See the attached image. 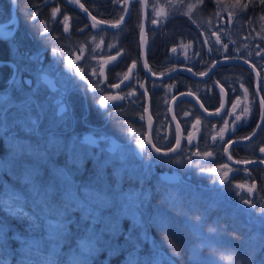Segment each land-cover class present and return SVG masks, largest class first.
<instances>
[{
    "label": "rangeland",
    "instance_id": "1",
    "mask_svg": "<svg viewBox=\"0 0 264 264\" xmlns=\"http://www.w3.org/2000/svg\"><path fill=\"white\" fill-rule=\"evenodd\" d=\"M212 1L215 3L213 9L203 13L201 9L204 0H149V12L154 13L159 10L161 15H165L167 9L166 12L171 14L170 17H173L172 14L186 17L200 30L205 31L207 36L217 35L228 43L235 42L237 45L233 47L234 51L243 56H249L248 52L252 48L253 40H257L264 47V8L259 11L261 12L260 17L255 19L251 16L245 17L244 12L228 0ZM165 2L170 3L169 7L164 6ZM154 23L158 28V23L156 21ZM4 27L0 28V34L3 36L11 32L10 29ZM24 35L26 47L20 46L19 48L14 43L15 50L13 52L16 60L22 64H26V48L35 41L32 31ZM44 47L47 48V53L52 49L50 43ZM174 47L176 48V45ZM177 49L181 54L180 60L188 62V59H191L190 56L193 54L191 44H184ZM8 67L10 68L7 70L13 72L12 78L15 80L14 66L10 63ZM42 74L44 75L39 79H43V81L38 82V79L37 85L48 82L44 79L55 73L51 69H44ZM60 85L63 86L62 83ZM72 86L74 83L69 84V87ZM5 91L6 93H0V124L4 125V128L10 126L8 129L13 125L14 128L25 129L22 132L24 139L17 136L15 138L11 136L9 140L5 139L10 150L4 161L9 177L0 176V182L3 185L0 190V227L5 233L4 240L0 243V258L5 259L6 264H21L26 253L33 264H45L49 260H54L55 264H68V260L77 249L80 240L86 236H80L75 248L63 255L59 252L60 248L53 250L47 243L39 250L33 248L29 251L25 241L30 238L40 239L46 235L44 219L48 214L44 211V207L38 203L39 198L30 193L32 191L29 192V198L22 196L12 189L8 179L13 181L12 178H15V174L24 173L25 168L31 164H37L39 167L37 179L39 182L45 180V186L52 176L53 168H57L64 169L71 176L72 181L81 188L92 184L98 177H102L110 186H119L123 191L143 189V193L149 195L150 201L143 214L129 209L127 213L121 211L117 215L116 208H110L104 212L103 215L110 219L106 225L98 224L96 226L97 233H100L102 228H106V230L95 242L90 259L99 250L116 244L118 238L121 237L119 246L113 251L112 256L120 254V252L127 253V258L122 264H134V262L135 264H264L262 261L264 258L253 261L259 253L258 247L253 244L252 237L246 238L251 231L246 230L248 228L245 227V231H243V226H245L243 223L246 218H249V212L239 210L229 202L231 193H227L224 189L205 192L206 189L201 186V183L198 184L192 180L194 185L201 188L196 186L199 189H193L183 184L176 186V183L166 187L156 185L155 188H150L149 185L144 184V181H147V175L151 176L150 172L146 174V162L136 160L130 147L118 148L112 155L107 154L104 150L90 152L89 158L78 159L77 154L82 157L89 156V154H82L79 147L72 146L69 141H66L68 142L66 145L65 140L56 135L64 120L54 116L57 113L62 115L61 110L56 112L57 107H44L40 102H38L40 106H37V98L31 94V89L27 90L13 85L9 89L6 87ZM44 92L48 94L46 89L39 90L40 97H43ZM54 110L56 111L54 112ZM33 119L38 122L37 126L42 135H36L30 131L32 128L30 121ZM143 123L145 124V120ZM13 130L11 132L15 135ZM52 133L55 134L63 149L60 151L53 149L47 163H39L28 157L20 159L16 156L14 146L17 143L28 142L33 145H42L43 141ZM2 134L3 132L0 130V137ZM69 145L72 146L71 153L68 151ZM85 163L88 166H85ZM82 164H84L83 168ZM164 166H159L158 169L154 167L153 174L156 178L164 174L176 175V160L170 165ZM184 167L182 172L185 177L188 175L189 166L184 165ZM3 168L0 161V172ZM85 168L90 170L93 178L88 174L87 178L77 179L76 176L78 177L80 171L82 173ZM45 169L49 170V176L45 175ZM13 174L14 176H12ZM153 174L152 176H154ZM26 188L29 190L28 187ZM141 198H143V194ZM55 202L59 203V196L56 197ZM204 202H211L210 207H205L207 203L204 204ZM18 208L23 209L22 216L17 215L15 209ZM259 217L261 223L254 220L255 222L252 221L251 225L261 232L260 241L263 242L264 216L262 214ZM35 218H41L39 219L41 227L38 231H32L29 226V221ZM71 218L80 226L84 225L87 228L90 226V222L81 221V213L78 211L73 212ZM231 222L237 224H230ZM49 232H55L51 225H49ZM173 253L178 254L174 255Z\"/></svg>",
    "mask_w": 264,
    "mask_h": 264
},
{
    "label": "flooded vegetation",
    "instance_id": "2",
    "mask_svg": "<svg viewBox=\"0 0 264 264\" xmlns=\"http://www.w3.org/2000/svg\"><path fill=\"white\" fill-rule=\"evenodd\" d=\"M61 1L66 6L70 7L64 0ZM80 1L85 6L83 0ZM136 2H138L140 7L139 1L135 0L131 4V11L132 6ZM147 3L149 18L148 0ZM70 8L74 9L73 7ZM85 8L87 9L86 6ZM55 15L61 16L57 14V12H55ZM95 18L98 19L97 17ZM185 18L186 17H183L190 25L188 18ZM11 23L8 21L0 25L11 30L8 35L3 36L1 34L5 37L4 39L0 38L1 40L13 39L16 35L17 30L14 31L13 29L15 24L17 25V19L13 22L14 25ZM83 24L88 25V29H90L89 24L86 22ZM153 24L154 22L149 23L148 19V29L157 28V26L153 27ZM199 31L201 33L198 31L196 32L200 35L202 45V36H204L209 46V52L206 51L204 45L203 47L207 55L211 57L213 61L208 64L204 62L201 63V61L196 59V61L193 62L195 63L193 68H187L191 70H200L193 71L197 74H203L216 60L221 58H239L246 61L253 67L258 76V93L264 108V47L257 40H253L251 44L252 48L249 49L248 52L249 56H243L234 51L233 47L237 45L235 42H232L234 43L232 44L225 41L227 45L225 50L229 51V49H231L232 53L227 55L225 52L224 54L226 55H222V57H213L215 51L210 48V38H208L205 31L200 29ZM101 32L103 31L97 32L96 35ZM47 36L49 37L48 43L53 47L52 42L54 40V35L50 31ZM210 37L215 41L217 40V35ZM214 46L215 48H220L221 45L214 44ZM51 50L49 53L53 52ZM137 52L140 65L139 45ZM175 53L173 57L179 60L181 54L178 53V49ZM121 55L122 56L119 58L116 57L115 59H111V56L105 53L104 59H110V61L105 64L104 68L99 72L97 75L98 78H94L93 80H89L83 71L82 77L74 80L75 74L72 71V65L67 64L64 67L66 70L64 72L62 69H58V64L55 59L48 57V63L46 65L48 68L46 69H51V71L55 73L48 75L46 79H44L48 80V82H46L48 88H44L47 90L49 89L48 94L45 97H40L39 90L37 89L39 86L37 85L38 82L33 83L31 86V89L34 88L31 94L35 96L44 107H57V111L54 110V112L61 110L60 112H62V115L57 113L54 116L55 118L64 120L62 121L61 129L56 135H58L60 139L65 140V142L69 141L72 146H78L79 151L87 155L90 152L103 150L107 154L112 155L118 148L120 149L123 146L130 147L133 150L136 160L146 162V174L150 172L151 176L147 175V181H144V184L146 186L149 185L150 188H155L156 185H162L164 187L170 185L160 180V176L156 178L153 171L154 167L157 169L159 166L165 167L164 165H170L176 160V186L183 184L193 189H199L196 187L198 185H194L192 182L195 181V183H201V186L206 189L205 192L208 190L224 189L227 193H231L232 195L230 198L232 201L229 199V202L235 207H238L239 210L249 212V218H246L243 223L245 225L243 226V231H245L244 227L248 228L246 230L251 231L249 236L253 238V244L258 247V251L261 250V246H264V238L262 239L263 242L260 241L261 232H259L254 225H251V223L254 220H258L257 222L260 224L261 221L259 216L262 214L264 216V163H261V161L264 160V152L260 151L261 148H264V116L262 118L261 105L255 95L257 80L253 71L243 64H223L221 67H217L214 70L215 73L213 72L205 82L194 80L195 82H193L192 85L193 90L191 88L192 91L186 89L184 82H176L177 76L172 78L173 80L170 79L169 81L161 83L150 81L145 77L146 80L144 83L139 85L137 83L138 79L132 76L136 66L133 67L134 63L130 60V54L126 51L125 53L122 52ZM127 57L128 61L126 59L125 61L123 58ZM149 59H151L150 49L148 61ZM81 64L83 69L85 64L88 66L85 61H82ZM175 68L177 67L174 66L169 71ZM51 78H53V80ZM149 81L155 84L149 85ZM60 83H62L63 86H61ZM70 83H74V86L69 87ZM42 84L43 83H40V85ZM72 91L75 93L70 94ZM221 91L224 92L226 103L224 111L218 114L222 102ZM182 92L192 93L198 98L208 113L218 115H214L215 117L210 118L199 112L191 102H180L179 105L174 108V115L181 128L182 141L180 150L176 155L169 158L157 157L148 148L146 142L147 128L143 123L144 111L146 110V99L149 98L150 113L154 121L151 142L159 151L168 152L174 147L175 140H177V133H175L169 119V104L177 94ZM149 93L155 95L156 99L154 98L153 102L151 101ZM140 97L143 98L142 102L139 101ZM101 100L104 101L103 104L100 103ZM134 113L141 114V120L135 121L136 125L130 122V117ZM74 116H77V124L70 125L75 121L73 120ZM237 117H239V119H237ZM97 118L98 120H96ZM197 120L200 121L199 124L196 123ZM225 125H227V127H225ZM221 133L223 134L222 136ZM253 133H255V135H253ZM85 136H89L94 141L95 145L86 143L84 140ZM189 137H191V139H189ZM114 142L117 143V146L115 151L111 152L110 150ZM67 144L68 142H66V145ZM137 145H141L140 158H137L134 152ZM208 153H211V155H208ZM77 155L78 159H87L91 156L90 154L86 157H82L79 154ZM226 155L234 164L227 161ZM246 164L253 165L248 167L239 166ZM184 165L189 166L187 170L188 175L185 177L182 172V169H185ZM224 165H227V167ZM152 174L154 176H152ZM221 181H223V183H221ZM237 185H243V187L238 188ZM249 189H251V191H249ZM242 198L247 199L249 203L245 204ZM205 203L207 202H204V204ZM210 204L211 202L205 204V207L209 208ZM230 224L236 225L237 223L231 222ZM255 239H257V241H255Z\"/></svg>",
    "mask_w": 264,
    "mask_h": 264
},
{
    "label": "trees",
    "instance_id": "3",
    "mask_svg": "<svg viewBox=\"0 0 264 264\" xmlns=\"http://www.w3.org/2000/svg\"><path fill=\"white\" fill-rule=\"evenodd\" d=\"M228 2L243 11L245 17L251 16L255 19L260 17L261 12L259 11L264 8V0H228ZM83 3L92 15L106 23H115L119 21L124 12V0H83ZM164 4L165 7H169L170 3L165 2ZM214 6L215 3L212 0H204L203 10L201 9V11L205 13L206 10H211ZM55 9H59L57 14H60L61 16L53 15ZM11 10V0H0V25L11 20ZM166 11L165 15H161L159 10H156L154 13L149 12V23L156 21L159 25L158 28H149L147 31L151 57L148 61L150 71H153V73H165L173 68V66L191 68L194 66L192 64H195L193 62L196 61V59L201 61V63L204 62L210 64L213 60L207 55L202 45L200 35L192 29L183 17H178L174 14H172L173 17H170L171 14ZM216 14H218V12H216ZM16 16L17 32L14 38L10 40L0 39V93H6V87L9 89L13 85L30 90L33 83L37 82V80L44 75L42 74V70L48 68V66H46L48 63V57L55 59L58 64V69H62L64 72L66 71L64 67L67 64L72 65V71L75 74L74 80L82 77V71L89 80H93L94 78H98L97 75L99 72L104 68L105 64L110 61V59H104L105 53H108L109 56H111V59H115L116 57H121L122 52L125 53L127 51V53L130 54L131 62L136 66L132 76L138 79L137 83L139 85L143 84L146 80L139 65V55L137 52L138 36L141 26V11L138 2L134 3L132 6L129 21L122 30L116 33L103 31L96 35L97 32L88 29V25L83 24L85 22L87 23L85 17L76 9L74 10L66 6L61 0H16ZM216 16L219 17L218 15ZM30 31L33 32L35 41L26 48V64H22L20 61L16 60L17 58H15L16 56L13 54L15 50L14 43L17 44L19 48L20 46L25 48L26 40L24 34H28ZM50 31L54 35V40L52 42L53 52L47 53V48H43V46L48 45L49 37L47 34ZM208 38H210V48H213L212 50L215 51V53H213L215 57L225 55V52L227 55L232 53L231 49H229V51L225 50L227 45L222 38L217 36L216 41L211 39L210 36H208ZM184 44H191L193 46V54L190 56L191 59H188V62L173 57L177 48L182 45L184 46ZM214 44H220L221 46L220 48H215ZM175 45L176 48L174 47ZM218 51L219 53H216ZM123 59L128 61V57ZM81 60L85 61L88 65L86 66L85 64V70L82 67ZM10 63L16 70L14 72L16 73L15 80L12 78L13 72L7 70V68H10L8 67ZM193 70L200 71L196 69ZM179 76L176 77V82L182 81L186 85V89L191 90L192 88L193 90L192 85L194 81L185 75H182L181 77ZM51 79L53 80V78ZM26 81L30 83H25ZM41 81H43V79H39L38 82ZM153 84L155 83L149 81V85ZM44 88H48L47 83L39 85L37 89L42 90ZM73 93L75 92H70V94ZM149 95L153 102L155 95L152 93H149ZM142 99L143 98L140 97L139 101L142 102ZM38 102L39 100L36 99L37 106H40ZM75 118H77V116H74L73 120L75 121L70 125L77 124V119ZM137 120H141V114H132L130 117L131 123L134 125ZM0 127H2L0 130L3 132L0 137V161L2 162V166H4V170H1L0 176L8 178V171L5 170L4 161L10 150L5 139L8 138L9 140L11 136L12 138L17 136L20 139H24L22 132L25 129L20 130L14 128V125L8 129L10 126L4 128V125L2 124H0ZM12 130L15 132V135L11 132ZM66 162L68 163L67 160ZM83 165L84 164L81 165L82 168ZM85 166H88V164L85 163ZM86 169L87 168H85L82 173L80 171V175H78V177L76 176V178H87L88 174H90L91 177L92 173L90 170ZM48 171L49 170L45 169L46 176H49ZM12 176H14V174ZM12 179L13 181L8 179V182L10 181L13 183L11 184L9 182L12 189L20 193V195L29 198L30 193H32L30 192L31 185L25 183L24 173L19 172L15 174V178ZM45 182L46 181L43 180L40 184L45 186ZM2 186L3 185L0 182V190ZM26 187H28L29 190H27ZM28 193L29 195H27ZM86 228L87 227H84V225L78 228L76 222L70 225V233L62 241L59 252L63 255L74 249L80 236L87 235L85 232ZM246 238L250 239L249 234H247ZM120 241L121 237L118 238L116 244L109 245L108 248L99 250L97 254L91 257L90 264H122L127 258V253L120 252V254L117 253L112 256L113 251L118 248ZM258 252L259 255L257 254L255 256L253 260L254 262L258 259L264 258V246H261V250ZM13 259H15V256H13ZM262 261L264 262V259Z\"/></svg>",
    "mask_w": 264,
    "mask_h": 264
},
{
    "label": "snow or ice",
    "instance_id": "4",
    "mask_svg": "<svg viewBox=\"0 0 264 264\" xmlns=\"http://www.w3.org/2000/svg\"><path fill=\"white\" fill-rule=\"evenodd\" d=\"M59 9L53 11V15ZM3 26H0L2 28ZM118 27V25H114ZM174 50V49H173ZM135 67V65H133ZM30 83V82H25ZM118 86V85H117ZM107 99V97H106ZM104 103L103 100L100 101ZM239 119V117H237ZM199 120L196 121L199 124ZM32 128L30 129L36 135H42L38 129V122L36 120L30 121ZM227 127V125H225ZM223 134L221 133V136ZM255 135V133H253ZM191 139V137H189ZM177 147H180V141L175 140ZM53 149L60 151L63 146L56 139L55 134L52 133L42 145H33L28 142H20L14 146V152L20 159L25 157L32 158L39 163H47L49 156L52 154ZM72 146H68V151L71 153ZM173 151H175L173 149ZM264 152V148L260 149ZM157 152L159 149L157 148ZM211 155V153H208ZM71 162V161H70ZM264 163V160L261 161ZM227 167V165H224ZM39 176V167L37 164L28 165L24 171V181L26 184L31 185L32 194L38 197V203L44 207V211L48 214L45 221L46 235L43 238L36 239L30 238L25 241L29 251L35 248L39 250L45 243H47L53 250L59 249L62 241L70 233V225L75 223L71 218L73 212L81 213V221L90 222V226L85 229L86 236L82 238L78 244L77 249L72 253L68 260V264H90V256L93 251L95 242L100 238L106 228H102L100 233H97L96 226L98 224H107L110 218L105 217L103 214L107 209L116 208L117 215L123 211L127 213L129 209L134 210L136 213L143 214L150 201L148 194L143 193V189L123 191L119 186H110L102 177H98L92 184L80 187L76 185L71 176L64 169L53 168L52 176L47 184L43 186L40 184L37 177ZM223 183V181H221ZM238 188L243 185H237ZM251 191V189H249ZM143 194V198H141ZM59 196V203H56V197ZM244 203L248 204L249 201L244 199ZM18 216L23 215V209H15ZM39 219L35 218L29 221V226L32 231H38L41 227ZM49 225L54 229V233L49 232ZM79 228L80 225L77 224ZM5 233L0 227V243L4 240ZM15 238V237H14ZM203 243V242H201ZM198 251V248H197ZM174 255L178 253H173ZM195 261V258L193 256ZM0 264H6V260L0 258ZM21 264H33L28 258L26 253L21 260ZM45 264H55L54 260L46 261ZM135 264V262H134Z\"/></svg>",
    "mask_w": 264,
    "mask_h": 264
},
{
    "label": "water",
    "instance_id": "5",
    "mask_svg": "<svg viewBox=\"0 0 264 264\" xmlns=\"http://www.w3.org/2000/svg\"><path fill=\"white\" fill-rule=\"evenodd\" d=\"M135 0H124V12L122 17L120 18L119 21L115 22V23H105L102 22L98 19H96L86 8L85 6L81 3L80 0H64V2L66 4H68L70 7H73L74 9H76L78 12H80L86 19L87 23L89 24V27L92 31L94 32H99V31H108L111 33H116L118 31H120L125 24L129 21L130 16H131V4L132 2H134ZM140 3V7H141V26H140V30H139V36H138V45H139V50H140V68L142 70V73L144 74V76L153 82L156 83H161V82H165L168 81L178 75H185L190 77L191 79L195 80V81H204L207 80L210 75L214 72V70L223 65V64H228V63H234V64H243L245 66H247L248 68H250L257 80L256 83V88H255V95L261 105V112H262V118L264 116V108L262 105V101L260 100L259 97V93H258V85H259V80H258V76L256 75V72L254 71L253 67L251 65H249V63H247L246 61L242 60V59H219L216 60L211 66L210 68L203 74H197L195 73L193 70L187 68V67H177L173 70H171L168 73L165 74H160V75H155L153 74L149 67H148V54H149V40H148V36H147V29H148V3L147 0H137ZM11 5H12V22L16 21V0H11ZM188 21L190 22L191 27L200 32L198 27L190 20L188 19ZM114 25H118V27H114ZM153 27H156V23L153 24ZM17 25L15 24L14 26V31L16 30ZM201 33V32H200ZM203 37V45L206 48V51L209 52V46ZM0 38L4 39L5 37H3L0 34ZM221 106H220V110L218 112L221 113L224 111L225 108V103H226V98L224 96V92L221 91ZM182 101H188L191 102L198 110L199 112H201L202 114H204L205 116H209L210 118H213L215 116H217L218 114H210L208 113L204 107L202 106L201 102L198 100V98L193 95L192 93L189 92H182L177 94L171 101L169 104V119H170V123L175 131V133H177V139L180 141V147H181V141H182V136H181V128L180 125L177 122V119L174 115V108L175 106H177L180 102ZM215 115V116H214ZM144 120H145V126L147 128V135H146V142L148 144V148L157 156L160 158H169L172 157L174 155H176V153L179 152L180 147H177L176 143L174 145V147L169 150L168 152H162L159 151L157 152V149L153 146L152 142H151V135L154 129V121L152 119L151 113H150V102H149V98L146 99V110L144 111ZM84 140L86 143L90 144V145H95L94 141L89 137V136H85ZM241 144V143H239ZM117 143L114 142L112 144V148H111V152H114L116 149ZM140 147L141 145H137L134 152L137 158H140ZM173 149L175 151H173ZM227 161H229L230 163L234 164L233 162L230 161V159L227 157ZM253 164H246V165H239V166H244V167H248V166H252ZM161 180L168 183V184H175L176 183V175L175 174H164L160 176Z\"/></svg>",
    "mask_w": 264,
    "mask_h": 264
},
{
    "label": "bare ground",
    "instance_id": "6",
    "mask_svg": "<svg viewBox=\"0 0 264 264\" xmlns=\"http://www.w3.org/2000/svg\"><path fill=\"white\" fill-rule=\"evenodd\" d=\"M102 1V0H101ZM109 2V1H108ZM86 3V2H85ZM209 8V7H208ZM203 14V13H202ZM202 16V15H201ZM17 18V17H16ZM186 19V18H185ZM100 20V19H99ZM151 42V41H150ZM64 49V48H63ZM213 49V48H212ZM211 49V50H212ZM60 52V51H59ZM222 52V51H221ZM222 54V53H221ZM210 55V54H209ZM226 55V54H225ZM213 57H215V56H213ZM222 57V56H221ZM58 58V57H57ZM201 59V58H200ZM222 59V58H221ZM239 59V58H238ZM149 63V62H148ZM187 65V64H186ZM192 65H195V64H192ZM189 66V65H188ZM174 67V66H173ZM181 67V66H180ZM193 67V66H192ZM221 67V66H220ZM219 68V67H218ZM239 68H240V66H239ZM170 70V69H169ZM202 70V69H201ZM167 71V70H166ZM204 71V70H203ZM220 71V70H219ZM250 71V70H249ZM170 72V71H169ZM216 72H217V70H216ZM152 73H153V71H152ZM168 73V72H167ZM215 73V72H214ZM219 73V72H218ZM160 74H162V73H160ZM159 73H156L155 75H160ZM179 76V75H178ZM182 76V75H181ZM181 76H179V77H181ZM211 76V75H210ZM183 78V77H182ZM215 78V77H214ZM213 78V79H214ZM262 79V78H261ZM173 80V79H172ZM169 81V80H168ZM194 81V80H193ZM206 80H204V82H205ZM171 82V81H170ZM195 82V81H194ZM247 82V81H246ZM252 82V81H251ZM255 82V81H254ZM251 84V83H250ZM166 85V84H165ZM217 86V85H216ZM248 87V86H247ZM263 87V86H262ZM47 90V89H46ZM47 92H48V90H47ZM47 95V93L46 92H44L43 93V97H45ZM225 96V95H224ZM200 98V97H199ZM263 98V97H262ZM91 99V98H90ZM92 101V100H91ZM264 101V100H263ZM179 105V104H178ZM195 109V108H194ZM97 110V109H96ZM104 111V110H103ZM102 111V112H103ZM84 112V111H83ZM75 114V113H74ZM211 114V113H210ZM70 115V114H69ZM73 115V114H72ZM71 115V116H72ZM83 115V114H82ZM201 115V114H200ZM221 116V115H220ZM83 117V116H82ZM74 118V117H73ZM102 118V117H101ZM75 119H77V118H75ZM96 120H98V118L96 119ZM100 120V119H99ZM131 122V121H130ZM134 125H136V124H134ZM24 214V213H23ZM102 256V255H101ZM115 261V260H114ZM117 263V262H116Z\"/></svg>",
    "mask_w": 264,
    "mask_h": 264
}]
</instances>
